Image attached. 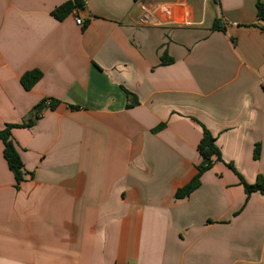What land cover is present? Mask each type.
<instances>
[{
	"label": "crops",
	"instance_id": "obj_1",
	"mask_svg": "<svg viewBox=\"0 0 264 264\" xmlns=\"http://www.w3.org/2000/svg\"><path fill=\"white\" fill-rule=\"evenodd\" d=\"M69 1L0 0V129L32 122L19 189L0 140V264H264V0ZM204 129L222 161L177 199Z\"/></svg>",
	"mask_w": 264,
	"mask_h": 264
},
{
	"label": "trees",
	"instance_id": "obj_2",
	"mask_svg": "<svg viewBox=\"0 0 264 264\" xmlns=\"http://www.w3.org/2000/svg\"><path fill=\"white\" fill-rule=\"evenodd\" d=\"M86 9V0H70L69 2L63 4L53 11V16L59 20L63 21L68 16H70L75 11H80ZM258 18L264 21V4L259 2L257 4ZM221 21L219 19L215 20L212 30H221ZM264 31V26L261 27ZM162 62L168 64L173 62L172 59L163 58ZM43 78V73L41 71L35 70L24 74L22 77V84L26 90H31L34 86ZM128 99L130 103L128 107H131L136 101L132 100V94L127 92ZM59 105V101H53L51 108L55 109ZM73 109H78L79 107H72ZM37 113V112H34ZM32 126V122H26L22 124H7L3 129H0V140L4 145V157L8 163L10 170L13 172L16 179V187L19 189L21 184L26 181L28 172L25 169L24 162L21 158L17 143L12 137V130L15 128H29ZM200 156L202 158L201 164L198 166V172L195 177L183 188L176 192L177 199L188 198L196 189H198L202 184L203 175L214 167L216 162L222 161V154L220 147L217 144V139L207 130L204 129V136L198 147ZM255 159L260 158V145H257L254 154ZM229 166L235 171L234 167L229 164ZM242 184L244 185L248 199L254 193H261L264 195V176L259 175L257 181L254 184L246 183L242 178Z\"/></svg>",
	"mask_w": 264,
	"mask_h": 264
},
{
	"label": "built area",
	"instance_id": "obj_3",
	"mask_svg": "<svg viewBox=\"0 0 264 264\" xmlns=\"http://www.w3.org/2000/svg\"><path fill=\"white\" fill-rule=\"evenodd\" d=\"M142 9H143L144 12H145V17L148 18L149 15H150V12H149L148 8H147L146 6L143 5V6H142ZM77 23H78L79 25H83V20H82L81 17L78 18ZM188 25H192V23H188Z\"/></svg>",
	"mask_w": 264,
	"mask_h": 264
},
{
	"label": "water",
	"instance_id": "obj_4",
	"mask_svg": "<svg viewBox=\"0 0 264 264\" xmlns=\"http://www.w3.org/2000/svg\"><path fill=\"white\" fill-rule=\"evenodd\" d=\"M82 13H84L85 12V10L84 9H82V10H80ZM41 109V107H38V110H40ZM38 110H36V111H34V112H37Z\"/></svg>",
	"mask_w": 264,
	"mask_h": 264
}]
</instances>
